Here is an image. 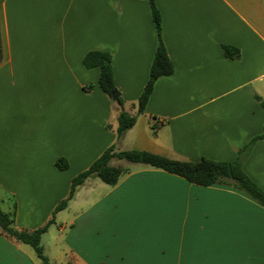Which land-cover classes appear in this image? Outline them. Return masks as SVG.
I'll return each mask as SVG.
<instances>
[{"label": "crops", "instance_id": "1", "mask_svg": "<svg viewBox=\"0 0 264 264\" xmlns=\"http://www.w3.org/2000/svg\"><path fill=\"white\" fill-rule=\"evenodd\" d=\"M154 1L175 72L138 115L158 45L149 0H0V208L16 229L49 221L75 174L117 141L121 109L99 69L84 67L89 52L112 55L117 91L137 117L120 151L233 161L263 132L264 0ZM223 45L241 59L225 58ZM114 161L127 172L104 205L110 217L81 221L80 248L66 236L74 264H264V207L248 195ZM243 170L264 191V140ZM69 224L72 234L79 224ZM0 264L42 262L0 232Z\"/></svg>", "mask_w": 264, "mask_h": 264}, {"label": "trees", "instance_id": "2", "mask_svg": "<svg viewBox=\"0 0 264 264\" xmlns=\"http://www.w3.org/2000/svg\"><path fill=\"white\" fill-rule=\"evenodd\" d=\"M149 3L152 20L158 36V45L150 68L148 82L138 101V115L144 113L157 80L161 77L171 76L175 72V68L168 57L167 50L161 37V14L154 0H149ZM222 49L225 58L230 60L241 59V51L239 49L225 45L222 46ZM112 60V55L108 52L92 51L83 59V65L86 69H99V87L110 99H113L115 95H118L115 102L119 105L121 112L118 117L116 144L105 150L89 169L80 173L72 180L67 198L62 200L55 207L52 213V218L43 227L34 231L18 230L14 227V217L6 214L0 208V232L15 239L19 243L30 246L39 260H41L42 264H51L49 258L45 255L44 248L41 244L42 237L47 233L49 227L55 223V216L59 212L67 209L69 202L73 200L78 188L91 177H96L109 186H115L120 177L127 172V170L122 167L112 166L110 163L113 160H124L132 164L147 165L162 170L168 174L178 176L187 182L198 186L210 187L214 185H222L232 187L245 193L264 207V191L252 179H250L243 170V164L249 157L255 144L260 140H264V127L261 134L254 136L248 144L238 150L237 157L233 161L218 162L202 158L200 161L194 163L172 160L165 156L147 151H120L118 145L123 140L125 134L135 126L137 117L126 111L125 103L117 91L114 83ZM1 61L2 49L0 40V63ZM91 88L92 86H89L86 90ZM257 100L264 109V102L261 101L259 97H257ZM156 127V125H153V129H156ZM56 167L60 171H64L68 168V164L65 160H59L56 163Z\"/></svg>", "mask_w": 264, "mask_h": 264}, {"label": "rangeland", "instance_id": "3", "mask_svg": "<svg viewBox=\"0 0 264 264\" xmlns=\"http://www.w3.org/2000/svg\"><path fill=\"white\" fill-rule=\"evenodd\" d=\"M153 125L151 126V131L153 135H155L156 132L155 129H153ZM117 164L125 165L127 168H129L132 171L147 167L144 166L143 164H131L124 160L114 161V165ZM75 170L76 169L73 170L74 173L76 172ZM80 173H76L73 179L76 176H78ZM112 189L113 186L104 184L100 179L96 177H91L82 186L78 188L72 200L76 202L73 204V202L70 201L67 209L61 211L59 215L57 214L55 216V223L52 224L49 227L47 233L43 235L42 243H41L44 248L45 255L49 258L51 264L75 263L73 254L69 253V251L66 248V244H67L66 236H68L69 241L71 240L72 237L78 236L77 237L79 243L78 247L80 248L81 221H98V218L101 216L102 219L100 220H103L104 218L108 219L110 217L111 215L110 212L111 210L113 211L114 208L110 206L109 207L110 210H109L108 208H104L106 207L104 205L112 197ZM99 201H102V204H100L101 206L100 207L94 206ZM107 210L110 212H108ZM70 221H77V224H79V226L75 227L74 232L73 233L71 232L72 234H70L69 232V230L71 229V226L69 224ZM47 222L48 221H46L39 228L46 225Z\"/></svg>", "mask_w": 264, "mask_h": 264}, {"label": "water", "instance_id": "4", "mask_svg": "<svg viewBox=\"0 0 264 264\" xmlns=\"http://www.w3.org/2000/svg\"><path fill=\"white\" fill-rule=\"evenodd\" d=\"M117 98H118V95H115V96L113 97L114 100H116Z\"/></svg>", "mask_w": 264, "mask_h": 264}]
</instances>
